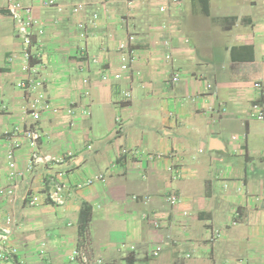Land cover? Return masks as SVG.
Instances as JSON below:
<instances>
[{
  "label": "crops",
  "instance_id": "0c3cea01",
  "mask_svg": "<svg viewBox=\"0 0 264 264\" xmlns=\"http://www.w3.org/2000/svg\"><path fill=\"white\" fill-rule=\"evenodd\" d=\"M21 1L33 8L34 31L43 29L44 91L63 108L43 113L41 149L70 157L26 171L30 150L14 130L32 121L17 86L23 44L0 0V187L16 189L0 197V216L17 220L11 242L20 258L71 264L69 253L85 243L101 264H264V121L247 115L264 104L254 84L264 87V0H180L165 12L163 0ZM78 3L84 9L75 12ZM130 33L135 60L115 79ZM175 71L180 80L171 83ZM14 141L21 146L10 176ZM101 172L104 181L77 186ZM50 176L68 185L63 205L47 198ZM170 193L181 202L169 204ZM33 194L40 201L30 206ZM84 206L90 219L82 234ZM214 230L221 237L211 241Z\"/></svg>",
  "mask_w": 264,
  "mask_h": 264
},
{
  "label": "built area",
  "instance_id": "2783aa9c",
  "mask_svg": "<svg viewBox=\"0 0 264 264\" xmlns=\"http://www.w3.org/2000/svg\"><path fill=\"white\" fill-rule=\"evenodd\" d=\"M128 5H133L135 0H125ZM178 4L180 0H163L160 4L159 10L165 12L168 10L170 4ZM42 4L45 6H57L58 0H42ZM5 10L8 15L13 19L17 27V36L23 44L22 51V70L25 72V77L22 78L17 86L25 91V98L27 105L23 108V115H28L31 117L32 121L26 124L23 128L15 127L14 130H18L27 141L29 148V159L26 166V171H31L37 166H47L51 164H62L65 163L70 155L68 153L55 154L51 152H46L41 149V141L44 136L42 129L40 128L39 121L45 112H51L53 114H59L63 108L52 104L50 99L47 97L44 87L45 78L42 75L43 68V52L42 43L39 41L38 37L42 34L43 29H40L38 33L34 31L35 26L39 23L34 17L33 8L30 5L24 4L21 0H7L5 5ZM84 9L83 3H78L74 6L73 10L75 12H80ZM93 19H98V15L94 14ZM125 21V20H124ZM94 22V21H93ZM79 27L85 29L84 23H79ZM85 36V32L81 33ZM136 40L135 34L130 33L127 38V42H122L119 45V49L124 51L121 58L120 71L115 72L113 77L119 79L122 76V72L128 71L130 69L131 63L135 60V48L134 42ZM168 59L171 58L170 55L166 56ZM15 59V55H9L7 60L12 62ZM180 80V74L175 72H170V78L168 79L171 83H177ZM84 79V82H87ZM255 87L262 91L264 94V87L261 82L256 81ZM211 87V84H208ZM131 90L124 92L125 100L131 98ZM71 112V108L67 109ZM249 118H254L259 121H264V104L261 102H255L251 105L248 113ZM116 123L121 124V117H116ZM118 125V130H120ZM238 137L233 136V140ZM243 138H246V133L243 134ZM21 146L19 141H14L10 148L6 152V157L8 160V166L10 168V176H16L18 169L15 160V150ZM138 150L135 149H124L123 154L136 155L140 154ZM149 159L162 158L163 153L161 152H149L146 154ZM172 170V168H170ZM106 175L101 172L97 173L88 179L79 182L78 187L88 186L96 181H104ZM50 190L47 194L48 200L55 205H63L66 200V190L68 185L65 181L59 179L55 176H50L49 178ZM226 185H229L228 181ZM238 191L242 190V185L238 186ZM16 193L14 187H0V197H11ZM134 198H138L134 195ZM145 201L149 200L148 196H143ZM26 200L30 206H35L39 203L40 197L38 194L28 195ZM167 200L169 204L175 205L181 202V197L177 194L170 193L167 195ZM256 201H259V197H255ZM187 214V212H185ZM159 226V223H155ZM17 227V220L11 215L0 216V264H28L22 260L19 256V249L16 245L12 244L11 238L14 230ZM221 237L220 230H214L210 240L215 241ZM131 249H135L134 245H131ZM161 247L157 246L153 251V255H159ZM41 252H44L42 250ZM68 261L71 264H101L102 259H93L90 255L88 247L85 243H81L75 246V248L69 253ZM138 264H145L140 262Z\"/></svg>",
  "mask_w": 264,
  "mask_h": 264
},
{
  "label": "trees",
  "instance_id": "16d2710c",
  "mask_svg": "<svg viewBox=\"0 0 264 264\" xmlns=\"http://www.w3.org/2000/svg\"><path fill=\"white\" fill-rule=\"evenodd\" d=\"M90 219V212H89V207L84 206L82 211H81V231L82 234L85 232V230L87 229V225Z\"/></svg>",
  "mask_w": 264,
  "mask_h": 264
},
{
  "label": "water",
  "instance_id": "95a60500",
  "mask_svg": "<svg viewBox=\"0 0 264 264\" xmlns=\"http://www.w3.org/2000/svg\"><path fill=\"white\" fill-rule=\"evenodd\" d=\"M213 142H214V141H213ZM211 148H212V149L214 148L213 143H211Z\"/></svg>",
  "mask_w": 264,
  "mask_h": 264
}]
</instances>
